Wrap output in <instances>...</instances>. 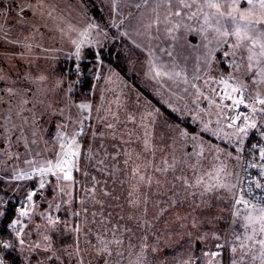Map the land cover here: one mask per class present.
Wrapping results in <instances>:
<instances>
[{"label":"rangeland","instance_id":"rangeland-1","mask_svg":"<svg viewBox=\"0 0 264 264\" xmlns=\"http://www.w3.org/2000/svg\"><path fill=\"white\" fill-rule=\"evenodd\" d=\"M224 1L0 0V173L55 162L62 141L90 124L75 180H39L42 198L18 213L27 264H264V211L234 210L245 136L226 120L229 78L213 62L224 46L208 62L217 31L231 29ZM93 62L81 91L82 64ZM196 67L204 73L186 86L181 74ZM144 88L180 124L169 126ZM0 184L1 226L30 185Z\"/></svg>","mask_w":264,"mask_h":264},{"label":"built area","instance_id":"built-area-1","mask_svg":"<svg viewBox=\"0 0 264 264\" xmlns=\"http://www.w3.org/2000/svg\"><path fill=\"white\" fill-rule=\"evenodd\" d=\"M79 80L83 79L80 74ZM225 89H230L227 96H230L229 103L226 101L225 94L223 99L230 109L226 114V120L233 128L237 129L239 133L245 136L243 147L240 151V171L236 187V194L234 197V210L239 209H264V158L261 154L264 153V114L259 113L257 108L264 105L262 98L257 97L252 104L245 102V90L239 86L236 81L230 80L226 82ZM235 89V91H233ZM240 101V103H237ZM90 127L89 122L83 123L77 127L76 133L60 145L61 154L55 162H48L42 165H34L27 170H18L12 177H7L0 173V181L16 182L18 184L34 183L39 180H44L49 177L60 176L63 181L75 180V174L78 171V161L80 158V145L82 139L87 134ZM245 129L244 132L241 129ZM63 145V147H62ZM77 151V156L73 159V167L71 168L72 179L66 180L63 174L56 169L55 165L61 163L65 159L66 154ZM71 158V157H69ZM52 168L56 172L53 175L47 170ZM41 169L44 171L41 172ZM39 194L38 187H29L28 192L16 204V211L21 214L22 212L28 214L36 203V196ZM31 196V199H29ZM244 201L246 203H237V201ZM25 216V215H21ZM22 230L18 231L16 241L22 239ZM19 236V240L17 237ZM23 240V239H22ZM8 243L7 238L0 235V244ZM24 243V241H23ZM4 248L0 247V259H3ZM225 250V245H217L213 249L216 255L222 254Z\"/></svg>","mask_w":264,"mask_h":264},{"label":"trees","instance_id":"trees-1","mask_svg":"<svg viewBox=\"0 0 264 264\" xmlns=\"http://www.w3.org/2000/svg\"><path fill=\"white\" fill-rule=\"evenodd\" d=\"M114 48L116 49L115 46H114ZM110 54H111V61L110 62H113V60L117 59L120 62V64H122L121 63L122 57L119 53H114V51L111 50ZM236 54H238L239 57ZM240 55L241 54L237 50V48L232 43H229L228 45L224 46V48L217 53L213 62L215 63V61L219 59V64H220V67L222 68L221 71L223 73L218 77L219 79L224 80V78L227 77L230 80L237 79L240 82V84H242V85L244 84L242 87L246 89V90L244 89L245 90V102L247 104L248 103L252 104L254 99L257 98L255 96L261 95L263 97L264 92L262 91V89L259 88L257 82L253 80L256 77V75L254 74V72L249 71L247 64H245V61L240 57ZM90 57L95 58V54L94 53L91 54ZM82 65L84 68L83 70L85 71V78L83 77L84 81L83 82L79 81L81 84L77 83L78 84L77 86H78L79 90L89 92L91 89V86L93 84V76L96 72L97 66L95 65L94 62L93 63H87L85 66H84V63ZM117 69L122 70V72H123V69L119 65H117ZM124 73H126V70H124ZM73 77L75 80L76 77L75 76H73ZM240 80H242V81H240ZM213 84H215V86H216L215 82H213ZM143 91H144V94L147 97V99L151 100L157 107L161 108L162 113L165 116L166 122L168 123L169 126H172L174 124L175 125L180 124L179 118L177 117V115H175L172 112V110L168 109L165 104L159 103V101H157L152 96L151 93L147 92L146 88H144ZM258 97H260V96H258ZM263 101H264V97H263ZM262 107H260V108H262ZM259 113L264 114L261 110L259 111ZM182 126L186 132L191 130V131H189L190 136H193L196 134L195 133L196 130L191 128L188 124H182ZM179 137L184 140L183 134H180ZM172 139H174V137ZM87 162L89 163V165L91 163V166H92V164H93L92 158H88ZM87 162L84 165V168H86V171L88 172V174L91 175V169L89 168V166L86 167L88 164ZM195 163H197V162H195ZM197 165H198V163H197ZM123 171L125 172V168ZM109 173H110L109 175H111L110 171H109ZM114 175L119 176L118 174H114ZM3 185L4 184H0V188ZM26 185H25V189L21 190L22 192L18 197L11 199L7 203V206L5 207L4 222H3V225L0 226V235H2V237H4V238H7V242H9V244L11 245V247L9 249L4 250L3 259L5 260L6 264H27L25 261L24 255L18 249L19 244L15 240L16 236H17L16 229L12 227L13 223H15V220L19 217L18 216L19 214L16 211L15 206L18 203V201L24 196V193L28 192V185L27 186ZM29 185L31 187H38L39 194L36 196V200L41 199L42 198V192L39 188L38 182H34L32 184H29ZM47 187H48V185H46L44 187V190H47ZM234 190H235V188H234ZM54 241L57 242V236L54 237Z\"/></svg>","mask_w":264,"mask_h":264},{"label":"crops","instance_id":"crops-1","mask_svg":"<svg viewBox=\"0 0 264 264\" xmlns=\"http://www.w3.org/2000/svg\"><path fill=\"white\" fill-rule=\"evenodd\" d=\"M253 4L255 5L254 8L247 0H225L223 2L222 11L224 15L222 16V22L231 29L229 31H217L219 35L218 39L221 40V42L211 49L212 53L210 56L208 55V62L210 63L212 55L217 49H221L225 46L228 39H233L231 43L237 48L250 68L256 73V82L259 88L264 92V28L262 27V25L264 26V8L259 6V0H253ZM237 29H239V35L235 34ZM194 36L190 37L189 40L193 45H196L200 37ZM149 55L151 56V54ZM151 58L152 61H156L153 56H151ZM198 60L197 64H200ZM205 68H208V65ZM202 72L204 73V71L200 70V67H196L194 68V72L190 74L182 73L181 75L184 76L185 85H188L193 74L199 75Z\"/></svg>","mask_w":264,"mask_h":264},{"label":"snow or ice","instance_id":"snow-or-ice-1","mask_svg":"<svg viewBox=\"0 0 264 264\" xmlns=\"http://www.w3.org/2000/svg\"><path fill=\"white\" fill-rule=\"evenodd\" d=\"M247 2L253 6V8L255 7V5L253 4V0H247ZM187 6V5H185ZM259 6L261 8H264V0H259ZM209 7H217V5L209 3ZM179 14V13H177ZM236 35H239V29H237ZM78 54V53H77ZM157 76H160L161 73L160 72H156ZM233 91H235V89H233ZM237 103H240V101H237ZM82 107H86V106H82ZM242 132L245 131V129H241ZM186 135V133H185ZM63 147V145H62ZM77 151H72L68 154H66L65 159L62 160L61 163H58L57 165H55L56 169H58L62 174H63V178L66 180H71L72 179V174H71V168L73 167V159L77 156ZM262 158H264V153L261 154ZM71 157V158H69ZM44 170L41 169V172H43ZM48 172H51L53 175H56V172L52 171V168L50 167L48 170ZM41 187H43V183H41ZM29 199H31V196H29ZM246 203L244 201H237V203ZM261 211H264V209H261ZM21 215H26V213L22 212ZM52 223H55V221H52ZM13 228H16V223H13L12 225ZM17 239L19 240V236L17 237ZM21 245L23 244V240H20ZM0 247L4 248V249H9L11 247V245L9 243H3L0 244ZM0 264H5V261L3 259H0Z\"/></svg>","mask_w":264,"mask_h":264},{"label":"bare ground","instance_id":"bare-ground-1","mask_svg":"<svg viewBox=\"0 0 264 264\" xmlns=\"http://www.w3.org/2000/svg\"><path fill=\"white\" fill-rule=\"evenodd\" d=\"M9 243V242H8Z\"/></svg>","mask_w":264,"mask_h":264}]
</instances>
